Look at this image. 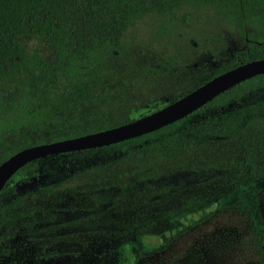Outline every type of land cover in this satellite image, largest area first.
Returning <instances> with one entry per match:
<instances>
[{"label":"trees","instance_id":"trees-1","mask_svg":"<svg viewBox=\"0 0 264 264\" xmlns=\"http://www.w3.org/2000/svg\"><path fill=\"white\" fill-rule=\"evenodd\" d=\"M146 20L156 22L161 32H169L175 25L184 30L159 54L161 61L139 67L133 64L136 56L131 53L130 32ZM224 31L246 40L245 48L206 81L264 59V0H0V164L22 149L46 143L28 142L25 130L53 124L62 110L82 115L85 110H78L80 104L85 108L101 106L106 98L104 91L99 95L104 79L129 76L136 88L151 86L171 77V69L180 61L192 58L190 63L203 54L216 59L226 48ZM143 114L140 110L126 120L97 129L94 123L85 122L75 126L71 135L52 137L48 143L114 128ZM180 129L200 134L218 147L234 148L242 186H264L263 74L154 132L28 163L0 192V245L20 232L39 233L41 225L54 216L52 198L87 178L94 180L87 185L97 188L96 192L118 188L120 199L129 188L135 196L166 199L176 191L166 181L167 167L178 163L188 151L163 141ZM239 187L233 183L220 200L231 202L233 190ZM252 194V190L246 193L248 202H253ZM235 201L244 204L243 198ZM253 207L254 203L246 204L253 217L256 264H264V221L254 217ZM204 218L197 201L179 204L162 218L164 225L155 233L138 232L133 241L121 242L109 264H135L160 252Z\"/></svg>","mask_w":264,"mask_h":264},{"label":"rangeland","instance_id":"rangeland-1","mask_svg":"<svg viewBox=\"0 0 264 264\" xmlns=\"http://www.w3.org/2000/svg\"><path fill=\"white\" fill-rule=\"evenodd\" d=\"M172 28L161 32L156 22L146 20L131 30V53L136 56L133 64L151 67L155 61H161L159 54L169 49L173 38L180 37L184 30L182 26ZM223 39L226 48L217 53L216 59L203 54L198 60L193 58L194 62L188 63L192 58L180 61L171 69V77L143 89L136 88L129 76L104 79L99 95L104 91L106 98L101 106L85 108L80 104L78 110H85L82 115L80 111L77 115L73 114L75 110H62L53 124L25 130L27 141L48 143L52 137L71 135L75 126L85 122L94 123L93 128L97 129L126 120L140 110L148 115L167 106L201 86L245 48L246 40L236 33L224 31ZM98 100L95 97L96 104ZM163 143L188 151L178 163L167 167L166 181L176 188L175 193L166 199L158 195L135 196L129 188L120 199L118 188L92 190L87 182L93 179L74 183L52 198L54 216L41 225L39 233L20 232L0 245V264H109L121 242L133 241L138 232L155 233L164 225L162 218L188 200L197 201L206 218L166 249L135 264H256L253 217L246 204L254 203V217L264 221V186H242L239 159L232 147H218L206 137L184 129L174 131ZM233 183L240 185L233 190L234 198L229 203L222 202L220 195L228 193ZM251 190L253 202H248L246 193ZM235 198H243L244 204Z\"/></svg>","mask_w":264,"mask_h":264},{"label":"water","instance_id":"water-1","mask_svg":"<svg viewBox=\"0 0 264 264\" xmlns=\"http://www.w3.org/2000/svg\"><path fill=\"white\" fill-rule=\"evenodd\" d=\"M263 74L264 59L251 61L211 78L182 98L129 123L22 149L0 164V192L28 163L58 154L109 146L154 132L192 114L232 87Z\"/></svg>","mask_w":264,"mask_h":264}]
</instances>
